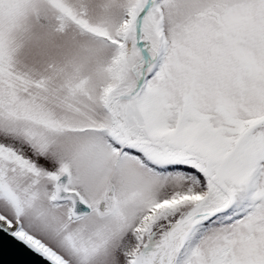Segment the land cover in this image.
<instances>
[{
  "label": "snow or ice",
  "instance_id": "snow-or-ice-1",
  "mask_svg": "<svg viewBox=\"0 0 264 264\" xmlns=\"http://www.w3.org/2000/svg\"><path fill=\"white\" fill-rule=\"evenodd\" d=\"M0 264H264V0H0Z\"/></svg>",
  "mask_w": 264,
  "mask_h": 264
}]
</instances>
